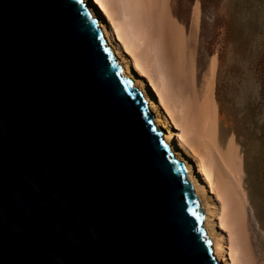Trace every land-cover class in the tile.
I'll return each instance as SVG.
<instances>
[{"label":"water","instance_id":"obj_1","mask_svg":"<svg viewBox=\"0 0 264 264\" xmlns=\"http://www.w3.org/2000/svg\"><path fill=\"white\" fill-rule=\"evenodd\" d=\"M106 44L83 0H0V264H217Z\"/></svg>","mask_w":264,"mask_h":264},{"label":"bare ground","instance_id":"obj_2","mask_svg":"<svg viewBox=\"0 0 264 264\" xmlns=\"http://www.w3.org/2000/svg\"><path fill=\"white\" fill-rule=\"evenodd\" d=\"M83 2L98 20L122 73L145 97L171 152L186 165L199 202L208 201L203 204L204 226L217 264L262 263L264 245L248 212L252 205L254 217L259 216L252 171L237 142L223 150L225 134L218 118L223 109L216 92L212 104L197 97L195 75L168 49L158 0Z\"/></svg>","mask_w":264,"mask_h":264},{"label":"rangeland","instance_id":"obj_3","mask_svg":"<svg viewBox=\"0 0 264 264\" xmlns=\"http://www.w3.org/2000/svg\"><path fill=\"white\" fill-rule=\"evenodd\" d=\"M157 13L168 49L195 75L197 97L212 104L216 92L223 150L235 141L247 159L259 216L252 205L248 212L264 245V0H158Z\"/></svg>","mask_w":264,"mask_h":264},{"label":"snow or ice","instance_id":"obj_4","mask_svg":"<svg viewBox=\"0 0 264 264\" xmlns=\"http://www.w3.org/2000/svg\"><path fill=\"white\" fill-rule=\"evenodd\" d=\"M95 3H99V0H95ZM89 4L93 5V0H89ZM105 51H107V49H105ZM123 83L128 84L129 81L125 80V81H123ZM164 147L168 148L169 146L168 145H164ZM173 163H175V161H173ZM192 215H194L196 217V219H200V216L198 214L193 213ZM191 230H194V229H190V231ZM205 241L207 242V238H205Z\"/></svg>","mask_w":264,"mask_h":264}]
</instances>
